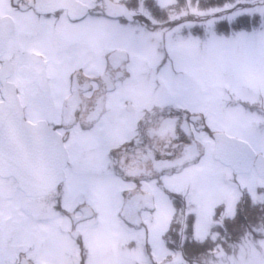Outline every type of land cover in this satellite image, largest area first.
Returning a JSON list of instances; mask_svg holds the SVG:
<instances>
[{"label": "snow or ice", "instance_id": "1", "mask_svg": "<svg viewBox=\"0 0 264 264\" xmlns=\"http://www.w3.org/2000/svg\"><path fill=\"white\" fill-rule=\"evenodd\" d=\"M7 2L0 264H232L217 229L264 238V0H74L71 34Z\"/></svg>", "mask_w": 264, "mask_h": 264}, {"label": "flooded vegetation", "instance_id": "2", "mask_svg": "<svg viewBox=\"0 0 264 264\" xmlns=\"http://www.w3.org/2000/svg\"><path fill=\"white\" fill-rule=\"evenodd\" d=\"M73 2H74V0H73ZM23 3H27V0H8L7 6L10 10V15L7 16L6 19L9 22H13V21L17 20V18L19 17V13L16 11V9H17L19 4H23ZM66 4H67V0H48L47 3H44V4L39 6V10L35 14L40 15L42 12L47 11L53 7L63 8L65 10V13H66L65 18H64V27L68 31V33L71 34L74 32V29H73L72 25L68 23V19L71 16L78 14L80 9L76 4H71V3L70 4L68 3L67 6L70 7V5H71L73 8H67ZM92 38L94 41H98L99 39H101V34L97 33ZM22 42H23V36L22 35L18 36L15 40V47L18 48L22 44ZM127 103L129 105H131L132 103H134V100L132 98H129L127 100ZM84 139L86 140L87 137L85 136ZM157 147L159 148L160 151L164 150L163 145H157ZM84 154H85L86 162H90V157L88 156L87 144H85V146H84ZM142 171H143V175L145 177H150L153 173L158 171V166L151 159H149V161L146 162V166L144 167V169ZM126 172L129 174L126 178L139 179L141 176V172L137 171L133 167L127 168ZM168 220H170V217H168ZM153 223H155V218H153ZM218 223L221 226V216H220ZM216 242L223 243L224 248H228V251H225V252H227L229 254L234 253L231 256L232 264H254V260H255L256 255L259 252L264 251V238L249 237L246 240V243L244 244L243 248H245V249L243 250L241 255H239V253H238V248L236 251H234L232 249V248L238 247L236 245L237 242L221 241V232L217 233ZM210 243H213V242H211V240H209L208 244L210 245ZM229 244L231 246L228 247L227 245H229Z\"/></svg>", "mask_w": 264, "mask_h": 264}, {"label": "rangeland", "instance_id": "3", "mask_svg": "<svg viewBox=\"0 0 264 264\" xmlns=\"http://www.w3.org/2000/svg\"><path fill=\"white\" fill-rule=\"evenodd\" d=\"M231 175H232V171L230 169H227V168H225V169H218L216 175L206 185L207 190L211 191L214 185H220V184L225 183ZM227 215H229V214L228 213H221V222L224 219H226ZM244 232H245V230L243 231V235L241 237L238 236L239 237L237 239L238 241L235 240L237 242L236 245L238 247L232 248L234 251H236L237 248H238L239 255H241V253L245 249L243 247L242 248L239 247L240 244H241V242H243V244H245L246 243V240L250 237V236H247V237L244 236ZM223 236H225V235H223ZM223 236H221V240H223ZM242 238H243V241H242ZM225 241H227V240H225ZM101 243L105 247V250L106 251H110V249L107 246V241L106 240L105 241H101ZM227 246L229 247L231 245L229 244ZM224 250L225 251H228V248H224Z\"/></svg>", "mask_w": 264, "mask_h": 264}, {"label": "trees", "instance_id": "4", "mask_svg": "<svg viewBox=\"0 0 264 264\" xmlns=\"http://www.w3.org/2000/svg\"><path fill=\"white\" fill-rule=\"evenodd\" d=\"M226 222H227V220L224 219V220L221 222V227H224V226L226 225ZM244 230H245L244 227H241V228H239V229H236V230H234V231H232V232H222V231H219V229H217V233H220V232H221V236L225 235V236H223V240H221V241H225V240H227V241H231V242H236V241H238L237 239L243 235V231H244ZM238 236H239V237H238ZM235 240H236V241H235ZM211 242H212V241H211ZM211 244H212V243H210V245H211Z\"/></svg>", "mask_w": 264, "mask_h": 264}, {"label": "water", "instance_id": "5", "mask_svg": "<svg viewBox=\"0 0 264 264\" xmlns=\"http://www.w3.org/2000/svg\"><path fill=\"white\" fill-rule=\"evenodd\" d=\"M75 4L74 2H73V0H67V4ZM67 4H66V7L67 8H73L71 5H70V7H68L67 6ZM13 107H15V102H13ZM5 124H6V126H9L10 127V130H11V132H12V136H13V139L15 140V139H17V137L18 136H20V137H22V135H23V132H20V133H17L16 131H15V129H14V127H11L10 126V121H8L7 119L5 120ZM22 147H23V145H22Z\"/></svg>", "mask_w": 264, "mask_h": 264}]
</instances>
